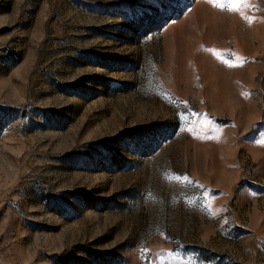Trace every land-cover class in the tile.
<instances>
[{
  "label": "rangeland",
  "instance_id": "rangeland-1",
  "mask_svg": "<svg viewBox=\"0 0 264 264\" xmlns=\"http://www.w3.org/2000/svg\"><path fill=\"white\" fill-rule=\"evenodd\" d=\"M262 140L264 0H0V264H264Z\"/></svg>",
  "mask_w": 264,
  "mask_h": 264
},
{
  "label": "snow or ice",
  "instance_id": "snow-or-ice-1",
  "mask_svg": "<svg viewBox=\"0 0 264 264\" xmlns=\"http://www.w3.org/2000/svg\"><path fill=\"white\" fill-rule=\"evenodd\" d=\"M232 7H233V10H235L236 5H233ZM229 66H232V65H229ZM201 115H204V114H201ZM180 119L187 120L188 117L184 116V117H180ZM261 143H264V140H262ZM177 179H179V177H177ZM185 179H187V177H185ZM182 264H196V262L192 260H187V261H183Z\"/></svg>",
  "mask_w": 264,
  "mask_h": 264
}]
</instances>
